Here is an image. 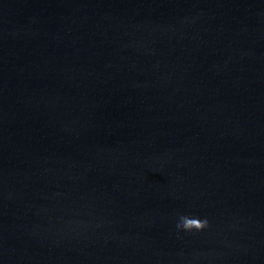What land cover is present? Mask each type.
I'll return each mask as SVG.
<instances>
[{
	"label": "water",
	"instance_id": "95a60500",
	"mask_svg": "<svg viewBox=\"0 0 264 264\" xmlns=\"http://www.w3.org/2000/svg\"><path fill=\"white\" fill-rule=\"evenodd\" d=\"M0 264H264V0H0Z\"/></svg>",
	"mask_w": 264,
	"mask_h": 264
},
{
	"label": "clouds",
	"instance_id": "9594fccd",
	"mask_svg": "<svg viewBox=\"0 0 264 264\" xmlns=\"http://www.w3.org/2000/svg\"><path fill=\"white\" fill-rule=\"evenodd\" d=\"M177 227H178V229H180V230H183V231H192V229H189V228H186V227H183V226H181V225H177ZM208 227V222H207V220H201V226H200V228H198V229H196V231H203L205 228H207Z\"/></svg>",
	"mask_w": 264,
	"mask_h": 264
}]
</instances>
